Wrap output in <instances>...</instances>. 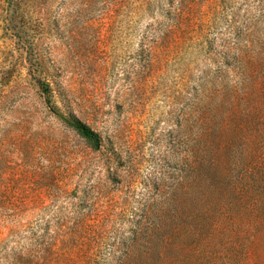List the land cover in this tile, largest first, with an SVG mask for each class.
<instances>
[{
    "label": "rangeland",
    "instance_id": "obj_1",
    "mask_svg": "<svg viewBox=\"0 0 264 264\" xmlns=\"http://www.w3.org/2000/svg\"><path fill=\"white\" fill-rule=\"evenodd\" d=\"M0 264H264V0H0Z\"/></svg>",
    "mask_w": 264,
    "mask_h": 264
},
{
    "label": "trees",
    "instance_id": "obj_2",
    "mask_svg": "<svg viewBox=\"0 0 264 264\" xmlns=\"http://www.w3.org/2000/svg\"><path fill=\"white\" fill-rule=\"evenodd\" d=\"M73 126L80 132V134L89 140L92 144L98 145L99 136L96 132L91 130L87 125L82 122L75 120L73 121Z\"/></svg>",
    "mask_w": 264,
    "mask_h": 264
}]
</instances>
